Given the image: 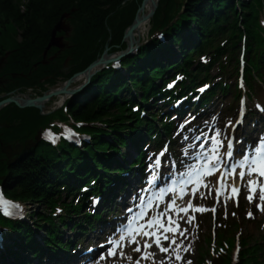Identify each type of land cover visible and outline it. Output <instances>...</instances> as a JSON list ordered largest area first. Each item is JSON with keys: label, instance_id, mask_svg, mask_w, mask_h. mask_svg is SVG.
Wrapping results in <instances>:
<instances>
[{"label": "trees", "instance_id": "obj_1", "mask_svg": "<svg viewBox=\"0 0 264 264\" xmlns=\"http://www.w3.org/2000/svg\"><path fill=\"white\" fill-rule=\"evenodd\" d=\"M78 0H25L23 7L13 4L11 0L0 1V57L7 48H18L21 45L15 43V36L20 35L24 40L36 45L45 46L51 34V31L62 13L71 8L72 6H79ZM192 2H188L187 11L190 12V16L194 23H200L204 17L200 16V12L191 5ZM246 7V5H242ZM206 12V11H205ZM102 14L96 10L91 12L89 19L82 22V26L77 30V36L74 42L81 48L87 51L84 44L85 37L83 33L86 28L94 24V22L102 20ZM214 16H217L215 13ZM23 48L16 51L11 56L9 63L12 71H19L20 69H26L28 62L27 54L22 55ZM72 113L77 117H85V107H79V109L71 108ZM41 166V167H40ZM42 164L32 161V159H25L16 162L9 174L6 184L10 182L18 185L22 188L23 192L31 199H37V193L40 190L36 186L39 179L46 178ZM8 181V182H7ZM43 187V186H42ZM12 186L5 187V191L8 193L16 194L11 191ZM36 221H39L37 218ZM10 254L16 255L13 250L9 251Z\"/></svg>", "mask_w": 264, "mask_h": 264}, {"label": "snow or ice", "instance_id": "obj_2", "mask_svg": "<svg viewBox=\"0 0 264 264\" xmlns=\"http://www.w3.org/2000/svg\"><path fill=\"white\" fill-rule=\"evenodd\" d=\"M51 138V137H50ZM229 156L232 155L231 152L228 153ZM241 168H244L245 166H247V172L249 174L251 173H256L259 176H264V138H261L259 140V143L256 145V147L254 149L250 150V153H245V155L243 156L240 165ZM241 176L244 175L243 172L240 173ZM151 182V181H149ZM249 185L252 186L253 185V181L249 180L248 181ZM171 190V189H170ZM163 192L164 190L161 189L160 191V196H163ZM237 192V189L233 188V193L235 194ZM249 201L252 200V196L251 194H249L248 196ZM260 199L262 201H264V185H260ZM19 206L14 204L12 201L7 200L4 196L3 193L0 192V213H2L3 215L9 216L12 215L13 209L18 208ZM169 208H175V198H173L172 202L168 205ZM189 207H191V205H189ZM257 208L260 207L259 204L256 205ZM175 210L177 212L179 211H187V209H180V208H175ZM198 211H205L206 209H197ZM130 213L129 216V221L127 225H123L121 226L120 229H118V231L120 232V236L118 238H109V240L107 241V243L110 244V247L108 248V255L112 256L116 253L117 248H119L120 251V255L123 256L124 252L122 251V249L124 248V240L126 238V236L128 237V243L131 244L134 240H135V235L140 234L141 230L144 228L143 224L140 225H136V221L140 218L141 213H132V210L129 209L128 210ZM148 227H152L153 225H159L160 228H165V225L163 224V222L160 220L159 217H154L153 219L149 220L148 222ZM175 223L174 221L171 220V218H169V225L168 227L165 229L166 232H176L179 229L178 228H173L171 227V225ZM143 235L145 236H155L156 240L155 243L157 244V246L160 247V250L162 252H168L169 249L163 247V245L161 244V236L157 233V232H149V231H144ZM163 239L167 240L168 236L164 235ZM137 243V247L133 249L134 252H140V247H139V241H136ZM172 243L175 244L176 240L172 239ZM151 245L145 243L144 248L145 250L150 248ZM154 256V253H149L147 251L144 252L143 256L141 257L142 259H148L149 257ZM103 255L101 256V259H103ZM130 258V257H129ZM176 258L177 260L182 259V257L179 255V249L176 250ZM169 259H171L169 257ZM136 264H139V260L136 261ZM161 264H163V261L161 262ZM188 264H191V262H188Z\"/></svg>", "mask_w": 264, "mask_h": 264}, {"label": "bare ground", "instance_id": "obj_3", "mask_svg": "<svg viewBox=\"0 0 264 264\" xmlns=\"http://www.w3.org/2000/svg\"><path fill=\"white\" fill-rule=\"evenodd\" d=\"M144 10H143V12L147 9V7H145V8H143ZM208 16V15H207ZM205 17L204 16V20L206 21V22H208L209 23V21H210V19L208 18V17ZM142 25H143V22L139 25V27H138V30H140V28L142 27ZM259 107H260V105H259ZM262 110H263V108H262ZM262 119L260 120V121H258V122H255L256 124H257V126L256 127H261L262 128V131H264V124H262V121H264V117H261ZM244 121H245V123H246V126H250V124L254 121L250 116H247V117H245L244 118ZM210 122H209V119H207L203 124L204 125H207V124H209ZM253 126H255V125H253ZM252 127V126H251ZM264 133V132H263ZM261 134L262 133H258V131H254L253 133H252V135H260L261 136ZM247 136V135H246ZM248 137V136H247ZM92 240H95V238L94 239H92ZM160 259H163V257L162 256H158Z\"/></svg>", "mask_w": 264, "mask_h": 264}, {"label": "water", "instance_id": "obj_4", "mask_svg": "<svg viewBox=\"0 0 264 264\" xmlns=\"http://www.w3.org/2000/svg\"><path fill=\"white\" fill-rule=\"evenodd\" d=\"M155 7V4H152V10H153V8ZM152 10H151V12H150V14L152 13ZM149 14V15H150ZM59 26H57V28H56V30H59ZM130 31H128V33H129ZM55 33V32H54ZM51 44H54V45H57L58 44V40H54V39H51V42H50ZM10 101H13V99L12 98H8V99H5V100H3V101H1L0 102V106H2L4 103H6V102H10ZM14 102L16 103V101L14 100ZM28 102V101H27ZM29 102H31V101H29ZM26 105H29L28 103L26 104Z\"/></svg>", "mask_w": 264, "mask_h": 264}, {"label": "rangeland", "instance_id": "obj_5", "mask_svg": "<svg viewBox=\"0 0 264 264\" xmlns=\"http://www.w3.org/2000/svg\"><path fill=\"white\" fill-rule=\"evenodd\" d=\"M52 105L54 104V103H51ZM52 105H50V106H52ZM50 108V107H49ZM35 207L36 206H34V204L33 203H29V208H30V210H33V209H35ZM251 231H254V228H253V225L252 224H248L247 226H246V230L244 231V232H251ZM208 258H210V257H208Z\"/></svg>", "mask_w": 264, "mask_h": 264}]
</instances>
